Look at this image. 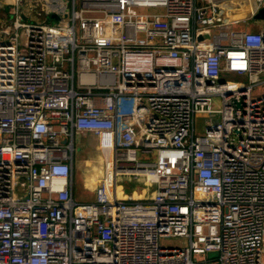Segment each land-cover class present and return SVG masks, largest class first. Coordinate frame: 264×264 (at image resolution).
<instances>
[{
    "label": "built area",
    "instance_id": "2783aa9c",
    "mask_svg": "<svg viewBox=\"0 0 264 264\" xmlns=\"http://www.w3.org/2000/svg\"><path fill=\"white\" fill-rule=\"evenodd\" d=\"M1 1L0 264H264V28L230 8L264 0ZM83 134L109 153L87 202Z\"/></svg>",
    "mask_w": 264,
    "mask_h": 264
},
{
    "label": "rangeland",
    "instance_id": "374dc122",
    "mask_svg": "<svg viewBox=\"0 0 264 264\" xmlns=\"http://www.w3.org/2000/svg\"><path fill=\"white\" fill-rule=\"evenodd\" d=\"M12 1V0H8ZM21 10L27 15V17H32L35 20H43L45 18V13L48 10V12H52L51 6L45 5L46 9H42V4H38L35 6V8H30L33 7L31 6V3L28 2L27 0H21ZM10 5H14L13 2H9ZM54 6H57L56 8H59V5L55 3ZM41 10L42 14L37 15L35 13V10ZM2 9H0L1 11ZM54 14V13H53ZM10 15V14H9ZM56 18H52L50 16V20L48 21L51 24H55L56 21L60 17V13L58 12ZM259 21H264V20H255V19H246L245 21H240L236 24H234V27L237 29H246V30H252L256 31L253 27L256 22ZM244 79L242 76H236L233 74H227L225 75V79ZM264 87V86H262ZM262 93H264V88L262 90ZM211 105L213 108H220L221 106V99L219 96H214L211 98ZM214 119L217 118V115L213 117ZM209 117H204L202 115L196 116L194 119V126H195V132L196 134H200L204 131L205 128V122L208 120ZM74 149H73V164H74V197L77 201L81 202H87L91 201L93 199V193L84 188L81 179H79L81 176L84 174L87 179L90 180V184H95L94 180L95 177H98L101 173L102 169V162L100 164L98 160L101 158L100 151L96 147L97 145V139L94 135L92 134H86V135H77L74 140ZM103 157H105L103 153ZM98 161V162H97ZM97 182V181H96ZM154 186L150 184H146L143 182L142 179L136 180L135 178L129 179L128 177H121L118 182V194L121 195V191L125 194H132L135 195L137 198L141 197L143 194L151 193L153 190ZM160 243L164 245H171V246H183L184 245V240L181 237L177 236H164L160 238ZM215 253L209 252L207 253L208 256H213Z\"/></svg>",
    "mask_w": 264,
    "mask_h": 264
},
{
    "label": "crops",
    "instance_id": "0c3cea01",
    "mask_svg": "<svg viewBox=\"0 0 264 264\" xmlns=\"http://www.w3.org/2000/svg\"><path fill=\"white\" fill-rule=\"evenodd\" d=\"M10 8H12V5H10L9 2L0 0V9H2L0 11V23H4L5 21H7L9 19V17L11 16ZM253 27L255 30H260V29L264 28V21L256 22V24H254ZM246 29H248V28H246ZM83 135H86V134H83ZM85 175L86 174L81 176L79 179H81L83 187L90 190L93 193V188H94L93 184H90L89 179H87V181H86ZM93 197H94V194H93Z\"/></svg>",
    "mask_w": 264,
    "mask_h": 264
},
{
    "label": "water",
    "instance_id": "95a60500",
    "mask_svg": "<svg viewBox=\"0 0 264 264\" xmlns=\"http://www.w3.org/2000/svg\"><path fill=\"white\" fill-rule=\"evenodd\" d=\"M52 18H56L57 16L55 14L51 15ZM255 19V20H264V6L258 8V10H255V8L250 6V9L245 12H238L236 11L232 19L235 20H246V19ZM202 37L199 36L198 39H201Z\"/></svg>",
    "mask_w": 264,
    "mask_h": 264
},
{
    "label": "bare ground",
    "instance_id": "6f19581e",
    "mask_svg": "<svg viewBox=\"0 0 264 264\" xmlns=\"http://www.w3.org/2000/svg\"><path fill=\"white\" fill-rule=\"evenodd\" d=\"M250 6H251V3H247V2H243V1H236V3L234 5H232L230 8L232 11L237 10L238 12H245V11L250 9ZM223 12L227 13V12H230V10L227 11L226 9H224ZM103 153H104L105 157H107L109 155V153L107 151H104ZM103 153H101L102 155H100L101 158L98 159V160H100L98 164H100L103 161V159L105 158V157H103ZM101 171H102V169H101ZM96 181H97V177H95L94 182L96 183ZM94 185L95 184H93V187H94ZM132 196L137 198L135 195H132Z\"/></svg>",
    "mask_w": 264,
    "mask_h": 264
}]
</instances>
